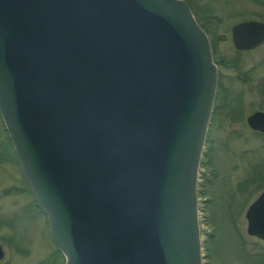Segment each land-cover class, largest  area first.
Returning <instances> with one entry per match:
<instances>
[{"label": "water", "instance_id": "water-1", "mask_svg": "<svg viewBox=\"0 0 264 264\" xmlns=\"http://www.w3.org/2000/svg\"><path fill=\"white\" fill-rule=\"evenodd\" d=\"M232 38L254 49L264 23ZM217 88L185 0H0V113L65 264L205 263L198 186ZM248 124L264 134V112ZM246 217L264 241V193Z\"/></svg>", "mask_w": 264, "mask_h": 264}, {"label": "rangeland", "instance_id": "rangeland-1", "mask_svg": "<svg viewBox=\"0 0 264 264\" xmlns=\"http://www.w3.org/2000/svg\"><path fill=\"white\" fill-rule=\"evenodd\" d=\"M185 1L206 29L220 70L198 187L204 262L264 264V242L248 234L246 217L264 193V134L247 125L250 114L264 111V46L239 52L232 40V28L240 22H264V0ZM222 35L225 40H219ZM7 135L0 114V244L5 260L64 264Z\"/></svg>", "mask_w": 264, "mask_h": 264}, {"label": "flooded vegetation", "instance_id": "flooded-vegetation-1", "mask_svg": "<svg viewBox=\"0 0 264 264\" xmlns=\"http://www.w3.org/2000/svg\"><path fill=\"white\" fill-rule=\"evenodd\" d=\"M248 21H257V20H248ZM248 21H243V22H240L239 24H241V23H244V22H248ZM257 22H261V21H257ZM261 23H264V22H261ZM238 25V24H237ZM236 26V25H235ZM233 29V28H232ZM219 40H221L220 39V36H219ZM232 40H233V38H232ZM234 43V42H233ZM212 44V43H211ZM264 46V42L260 45V46H258V47H256V48H254V49H249V50H242V49H238L236 46V48L238 49V51L239 52H249V51H256V50H258V49H260V48H262ZM213 47V46H212ZM217 66H218V64H217ZM240 77H241V75H240ZM240 79H242V77L240 78ZM219 89H220V70H219V67H218V88H217V94H216V99H215V103H214V111H213V114H212V119H213V115H214V113H215V110H216V102H217V99H218V94H219ZM243 95H241V97H242ZM256 112H264V111H255V112H253L252 114H250L248 117H247V125H248V127L252 130V131H254L255 133H259V134H261L259 131H255V130H253L250 126H249V124H248V119L250 118V116L251 115H253L254 113H256ZM212 119H211V121H212ZM210 125H211V122H210ZM210 127V126H209ZM259 198H260V196H259ZM258 198V199H259ZM257 199V200H258ZM256 200V201H257ZM255 201V202H256ZM254 202V203H255ZM253 203V204H254ZM254 238H256V239H258V240H260V241H262V242H264L263 240H261V239H259V238H257V237H254ZM1 245V244H0ZM1 247H2V250H3V252H4V255H3V257H2V259H0V264H7V260H5V258H6V253H5V251H4V248H3V246L1 245Z\"/></svg>", "mask_w": 264, "mask_h": 264}, {"label": "bare ground", "instance_id": "bare-ground-1", "mask_svg": "<svg viewBox=\"0 0 264 264\" xmlns=\"http://www.w3.org/2000/svg\"><path fill=\"white\" fill-rule=\"evenodd\" d=\"M199 176H200V174H199ZM200 179V178H199ZM199 187V186H198ZM199 190V189H198ZM199 195V194H198ZM199 206H200V203H199Z\"/></svg>", "mask_w": 264, "mask_h": 264}, {"label": "trees", "instance_id": "trees-1", "mask_svg": "<svg viewBox=\"0 0 264 264\" xmlns=\"http://www.w3.org/2000/svg\"><path fill=\"white\" fill-rule=\"evenodd\" d=\"M200 24V23H199ZM202 26V25H201ZM202 28L204 29V30H206L203 26H202Z\"/></svg>", "mask_w": 264, "mask_h": 264}]
</instances>
